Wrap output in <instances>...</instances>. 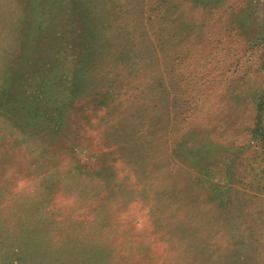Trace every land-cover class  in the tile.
Instances as JSON below:
<instances>
[{
	"label": "rangeland",
	"instance_id": "obj_1",
	"mask_svg": "<svg viewBox=\"0 0 264 264\" xmlns=\"http://www.w3.org/2000/svg\"><path fill=\"white\" fill-rule=\"evenodd\" d=\"M51 1L0 0V264H264V0H55L24 56ZM72 5L106 53L65 121L28 76Z\"/></svg>",
	"mask_w": 264,
	"mask_h": 264
},
{
	"label": "trees",
	"instance_id": "obj_2",
	"mask_svg": "<svg viewBox=\"0 0 264 264\" xmlns=\"http://www.w3.org/2000/svg\"><path fill=\"white\" fill-rule=\"evenodd\" d=\"M36 1V0H34ZM73 4H75L73 2ZM36 7L39 6V14L40 17L38 18V12L34 9L30 8V16L33 17V31L31 34H28V36L25 37L24 45V56H29L30 58L37 57L42 58L43 56V50H44V43L42 44L40 42V38L42 36H45V30L48 28L47 33L49 34V37L47 36L46 40H49V43H47V47L54 50L57 47H62L60 45V39L59 36L56 40V43L51 42V38H54L59 33V30L54 31L53 26L49 27L50 22H52V18L49 19L50 15L54 16L55 13L63 6L60 1L52 0L48 5L40 4L39 2L35 5ZM72 9L74 13L79 14L80 17H82L80 26L78 25L75 28H72L71 30V41H70V50L69 55L70 57L64 63L61 65L60 63L57 64V61L55 60L56 64H50V68H48L47 71H40V70H33L32 74L28 76V82H31V85L37 86L38 89H42V94H44V89L47 88L48 91V100L51 103H63L64 104V120L66 121L68 110H70V107L74 105V103L80 102V98L87 97V93L91 95L93 92V89H88V87H85L84 84L88 81H98V79L102 80V76L99 75L101 73L99 68H103L105 66L103 59H101V55H105V51L100 52V58L98 55V45L99 41L101 40L100 33L98 32L97 28L99 29V24H97V19L93 16L90 18L89 11L82 5H72ZM53 12V14H52ZM38 19H37V18ZM83 17L86 19L87 22L84 21ZM54 21V20H53ZM56 25V24H55ZM75 33V35L73 34ZM47 35V34H46ZM40 37V38H39ZM27 39H29V43H27ZM39 42V44H38ZM89 43L92 45L98 43L95 45L97 48H91L89 46ZM49 44V45H48ZM90 49V50H89ZM64 48H62V51ZM108 50V49H107ZM122 50V49H121ZM71 52V53H70ZM119 52V51H118ZM117 52V53H118ZM30 53H32L30 55ZM120 54V53H119ZM54 55V54H53ZM77 55V56H76ZM28 57V58H29ZM105 57V56H104ZM100 62V63H99ZM99 69V72H98ZM99 77V78H98ZM95 79V80H94ZM24 85L28 84L27 80L23 81ZM20 89L18 91V99L19 102L23 103H30V105L38 109L31 102L28 101V98H26V93L23 85L18 86ZM43 87V88H42ZM87 92V93H86ZM15 93V92H14ZM113 96V95H110ZM44 99V98H42ZM38 99L40 102L38 103L39 106H41V100ZM107 100L109 99L106 98ZM105 99V100H106ZM47 101V99H45ZM44 100V101H45ZM104 100V101H105ZM96 101V100H95ZM101 102L102 105L110 106L112 102L107 103ZM112 101V99L110 100ZM48 102V101H47ZM258 111L262 112L264 110V102L260 103L258 106ZM256 133V132H255Z\"/></svg>",
	"mask_w": 264,
	"mask_h": 264
},
{
	"label": "crops",
	"instance_id": "obj_3",
	"mask_svg": "<svg viewBox=\"0 0 264 264\" xmlns=\"http://www.w3.org/2000/svg\"><path fill=\"white\" fill-rule=\"evenodd\" d=\"M82 2V1H81ZM96 18H99V16L98 17H96Z\"/></svg>",
	"mask_w": 264,
	"mask_h": 264
}]
</instances>
